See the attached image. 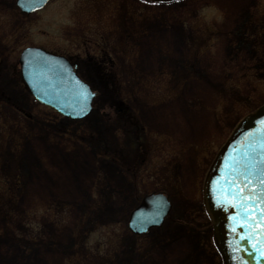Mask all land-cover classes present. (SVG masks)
<instances>
[{
    "label": "rangeland",
    "instance_id": "1",
    "mask_svg": "<svg viewBox=\"0 0 264 264\" xmlns=\"http://www.w3.org/2000/svg\"><path fill=\"white\" fill-rule=\"evenodd\" d=\"M13 1L0 0V264H221L200 190L264 104V0H50L28 14ZM27 45L93 73L94 126L27 94ZM157 191L163 222L132 232L130 211Z\"/></svg>",
    "mask_w": 264,
    "mask_h": 264
},
{
    "label": "water",
    "instance_id": "2",
    "mask_svg": "<svg viewBox=\"0 0 264 264\" xmlns=\"http://www.w3.org/2000/svg\"><path fill=\"white\" fill-rule=\"evenodd\" d=\"M47 2L15 0L22 12ZM18 62L24 83L39 102L70 118L90 111L94 93L65 56L26 46ZM201 193L223 264H264V104L245 114L227 136L207 169ZM169 207L161 192L144 195L129 213L128 228L140 233L159 225Z\"/></svg>",
    "mask_w": 264,
    "mask_h": 264
},
{
    "label": "trees",
    "instance_id": "3",
    "mask_svg": "<svg viewBox=\"0 0 264 264\" xmlns=\"http://www.w3.org/2000/svg\"><path fill=\"white\" fill-rule=\"evenodd\" d=\"M106 93H107V92L105 91L104 94H103L102 96H104ZM102 96L100 97L101 101H97V102L102 103V99H104ZM98 99H99V98H98ZM100 99H99V100H100ZM92 125L94 126V124H92ZM105 146H106V145H104V147H105ZM106 148H108V146H106ZM107 153H108V152H107ZM111 153H112V152H111ZM108 155H111V154L108 153ZM111 156L114 157V158H119V156H118L116 153H114V155L112 154ZM112 157H110V158H112ZM121 157H122V161H123V162H126V163H127L129 160H132V158L128 160V159H126V158L123 157V156H121ZM114 158H112V160H114Z\"/></svg>",
    "mask_w": 264,
    "mask_h": 264
},
{
    "label": "flooded vegetation",
    "instance_id": "4",
    "mask_svg": "<svg viewBox=\"0 0 264 264\" xmlns=\"http://www.w3.org/2000/svg\"><path fill=\"white\" fill-rule=\"evenodd\" d=\"M57 53H61V54H64V55H66V56H71V55H68L67 53H62V52H57ZM71 58V60L73 61V62H76L77 63V73L81 76V77H83L82 76V72L80 71V64H78V61H77V59L76 58H74L73 56H71L70 57ZM87 119H89V117H87Z\"/></svg>",
    "mask_w": 264,
    "mask_h": 264
},
{
    "label": "bare ground",
    "instance_id": "5",
    "mask_svg": "<svg viewBox=\"0 0 264 264\" xmlns=\"http://www.w3.org/2000/svg\"><path fill=\"white\" fill-rule=\"evenodd\" d=\"M198 118V122L200 123V125H201V122H202V120H201V117H197ZM69 196H71L72 195V193H69L68 194ZM209 229V228H208Z\"/></svg>",
    "mask_w": 264,
    "mask_h": 264
},
{
    "label": "snow or ice",
    "instance_id": "6",
    "mask_svg": "<svg viewBox=\"0 0 264 264\" xmlns=\"http://www.w3.org/2000/svg\"><path fill=\"white\" fill-rule=\"evenodd\" d=\"M245 180H247V177H245Z\"/></svg>",
    "mask_w": 264,
    "mask_h": 264
}]
</instances>
